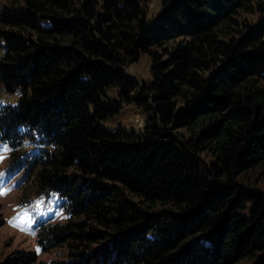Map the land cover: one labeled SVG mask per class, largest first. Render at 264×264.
Returning a JSON list of instances; mask_svg holds the SVG:
<instances>
[{
	"label": "trees",
	"instance_id": "obj_1",
	"mask_svg": "<svg viewBox=\"0 0 264 264\" xmlns=\"http://www.w3.org/2000/svg\"><path fill=\"white\" fill-rule=\"evenodd\" d=\"M148 2L0 4L19 202L56 193L65 215L0 264H264V0ZM131 101L141 129L107 127Z\"/></svg>",
	"mask_w": 264,
	"mask_h": 264
},
{
	"label": "rangeland",
	"instance_id": "obj_2",
	"mask_svg": "<svg viewBox=\"0 0 264 264\" xmlns=\"http://www.w3.org/2000/svg\"><path fill=\"white\" fill-rule=\"evenodd\" d=\"M13 0H0L8 3ZM161 7V0H149L145 15L148 19L156 17ZM151 61L141 53L136 61L126 67L127 75L138 80H149ZM107 94L118 98L117 88H110ZM16 94L9 95L0 91V104L15 103ZM143 107L136 101L123 102L119 113L115 114L105 125L110 128H125L138 131L145 119ZM30 143H25L24 152L33 149ZM14 150L4 141L0 140V218L4 217V224L0 225V263L17 258L18 253L36 250L34 224L40 220L50 219L52 222H64L65 215L59 205L62 201L56 193L32 196V199L19 202L22 190L18 191L19 171L13 166L15 161ZM20 156V155H19ZM17 162V161H16ZM17 164V163H16ZM253 179V174H248ZM26 200V199H25ZM51 254L43 253L39 259L47 260Z\"/></svg>",
	"mask_w": 264,
	"mask_h": 264
}]
</instances>
